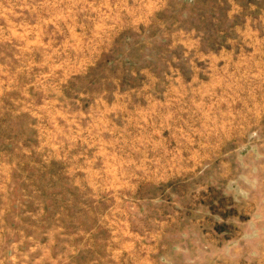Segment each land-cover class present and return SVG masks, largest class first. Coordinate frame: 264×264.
Wrapping results in <instances>:
<instances>
[{"label":"rangeland","instance_id":"374dc122","mask_svg":"<svg viewBox=\"0 0 264 264\" xmlns=\"http://www.w3.org/2000/svg\"><path fill=\"white\" fill-rule=\"evenodd\" d=\"M262 191L264 0H0V264H250Z\"/></svg>","mask_w":264,"mask_h":264},{"label":"crops","instance_id":"0c3cea01","mask_svg":"<svg viewBox=\"0 0 264 264\" xmlns=\"http://www.w3.org/2000/svg\"><path fill=\"white\" fill-rule=\"evenodd\" d=\"M264 194V191H262ZM262 205V206H261ZM261 205L256 202L253 207V213L258 212L255 211V208L260 207V214L262 216L260 219L255 221H249V252H247V256H249L250 264H264V197L261 198Z\"/></svg>","mask_w":264,"mask_h":264}]
</instances>
